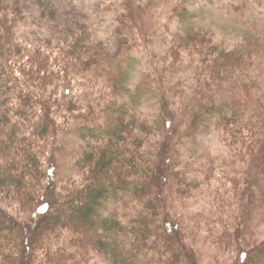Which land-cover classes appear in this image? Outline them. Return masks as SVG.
I'll return each mask as SVG.
<instances>
[{
  "label": "trees",
  "instance_id": "1",
  "mask_svg": "<svg viewBox=\"0 0 264 264\" xmlns=\"http://www.w3.org/2000/svg\"><path fill=\"white\" fill-rule=\"evenodd\" d=\"M0 1L6 10L5 27L12 21L16 25L12 11L20 12L23 0ZM211 31L193 29L182 33L175 44L176 49L182 50L177 56L182 58L183 51L192 49L202 54L205 65L198 73L201 83L207 73L213 82L249 85L255 65L263 61L260 55L264 52V40L249 36L244 46L230 49L210 39ZM90 32L85 20L70 22L58 40H51L49 52L42 49L35 60H25L23 44L15 43L6 30H0V189L25 196L35 209L29 221H22L0 201V264H35L41 249L48 251L50 260H55L54 247H68L64 253L66 262L69 254V259L76 260L79 253L73 256L72 247L85 243L82 236L86 234L87 241L106 251L114 264H204L201 255L192 250L181 222L169 212L172 205L167 192L171 185L178 180L187 183L181 174L186 169L180 156L183 152L179 150L184 139L178 137L184 130L169 111L157 120L143 121L139 114H131L132 106L138 107L146 100L165 102L170 110L169 99L178 93L172 87L175 93L171 95L166 72L145 80L131 101L119 103L118 108L109 105L98 111L95 105L84 106L68 99L73 115L83 121L82 127L92 142L76 159L79 168L91 169L80 185L71 182L61 188L58 163L44 162L47 156L41 154L34 137L50 138L57 143L64 129L54 115L61 114L60 111L53 110L54 103L47 100L46 94L50 86L58 83L57 76H62L53 68L55 59L62 64H58L61 73L82 72L84 67L93 65L100 74V67L107 60L119 57L120 52L104 43L99 42L93 50ZM135 50L123 49L133 70L140 60ZM129 67L110 71L114 89L132 77ZM65 91L68 96L74 92L73 87H66ZM225 97H205L198 108L187 102L185 117L192 122L189 132L196 135L207 122L218 124L220 131L226 130L233 137H242L244 149L238 148L233 154L235 163L239 164L238 156H244V150H248L244 157L250 169L256 165L258 176L264 177V97L255 108L245 101ZM30 121H37L35 127L30 126ZM137 127L144 135L135 132ZM156 130L165 137L153 148L151 138ZM190 170L189 167L184 174ZM45 178L50 181L48 188ZM194 181V177H188V182ZM253 196L260 212L257 219L246 224L258 230L262 220L259 216L264 214V185ZM225 230V235L233 239L235 231L231 226L224 227ZM65 233L72 238L71 243L63 242ZM246 241H241L236 264H264V243L256 249L253 242Z\"/></svg>",
  "mask_w": 264,
  "mask_h": 264
},
{
  "label": "rangeland",
  "instance_id": "2",
  "mask_svg": "<svg viewBox=\"0 0 264 264\" xmlns=\"http://www.w3.org/2000/svg\"><path fill=\"white\" fill-rule=\"evenodd\" d=\"M12 1L15 0H8L10 3ZM4 9L0 1V30H6L15 43L23 44L25 60H35L42 49L49 52L51 40H58L67 24L79 20H85L89 25L93 50L98 48L100 42L114 52H120L118 58L107 60L100 67V74L93 65L84 67L82 72L70 70L61 73L60 62L56 59L53 62V68L62 76L56 75L58 83L50 86L46 94L47 100L54 103L53 110L60 111L61 114L54 115L64 129L57 143L38 135L34 139L38 140L41 154L47 156L44 162L48 165L52 161L58 163L61 188L71 182L80 185L82 177L86 178L91 170L79 168L76 163V159L92 142L82 127L83 121L73 115L68 99L84 106L95 105L98 111L109 105L118 108L119 103L131 101L134 92L145 80L166 72L171 95L175 93L172 87L178 93L177 97L169 99L170 110H167L165 102L146 100L138 107L132 106L131 114H139L144 121L148 118L157 120L161 114L170 113L177 126L184 130L178 136L184 139L179 145V150L183 152L180 156L185 160L183 168L188 171L190 167L192 171L184 174L187 171L183 170L181 174L187 183L178 180L167 192L172 205L170 214L181 222L192 250L201 255L204 264H236L242 248L241 241L246 239L247 243L253 242L254 248L262 247L264 214L259 216L262 220L258 222V230L250 229L246 223L252 218L257 219L256 214L259 215L253 192L263 189L264 177L258 176L256 165L250 169L244 157L248 150H244V156L243 153L238 156L241 162L235 163L233 154L238 148L244 149L242 137H233L226 130L220 131L218 124L207 122L194 135L189 132L192 122L185 117L184 108L187 102H192L193 107L198 108L201 100L216 94L245 101L250 107L259 106L261 97H264V52L260 55V60H263L261 65L254 67L249 85L213 82L207 73L204 74L205 81L201 83L198 73L205 65V58L193 49L183 51L182 58H179L178 51L181 53L182 50L176 49L175 44L182 33L193 29L202 30V33L212 29L210 39L230 49L244 46L249 36L264 40V0H23L20 12L12 11L13 17L17 18L16 25L15 21L7 22V28ZM127 47L136 49L135 53L140 57L134 70L129 67L130 62L123 52ZM123 67H129L132 77L114 89L110 71ZM47 72L44 71L45 74ZM66 87H73L74 92L70 97L65 91ZM34 124L37 121H30L31 127ZM135 132L144 135L141 128L137 127ZM156 132L151 138L153 145L149 143L147 147L150 145L154 148V144L165 137L163 132ZM204 169L207 173H204ZM188 177H194L195 181L188 182ZM210 177L214 179L210 180ZM206 179L209 182L203 183ZM251 182L253 185H250ZM44 184L46 188L50 186L48 178H45ZM22 198L21 195H12L0 189L2 204L22 221H29L35 209L25 196ZM239 223H242L240 228L239 225L237 227ZM226 226H231L235 231L233 239L225 235L228 230L224 232ZM67 235H63V242L67 240L71 243L72 238ZM88 238V234L83 235L85 243L72 247L73 256L79 253L76 260L69 259V254L66 262L64 253L68 247H54L55 260H50L48 251L41 249L35 264H114L109 254L87 241Z\"/></svg>",
  "mask_w": 264,
  "mask_h": 264
}]
</instances>
